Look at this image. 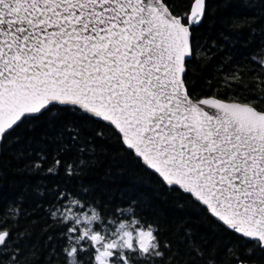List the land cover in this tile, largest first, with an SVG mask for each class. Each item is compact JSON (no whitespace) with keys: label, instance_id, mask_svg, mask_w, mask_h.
<instances>
[{"label":"snow or ice","instance_id":"1","mask_svg":"<svg viewBox=\"0 0 264 264\" xmlns=\"http://www.w3.org/2000/svg\"><path fill=\"white\" fill-rule=\"evenodd\" d=\"M173 7V0H0V149L10 138L19 143L17 130L41 116L52 125L65 111L106 122L168 186L264 249V108L256 106L264 88L259 101L196 98L186 61L206 0H194L188 13ZM64 131L78 139L75 124ZM62 149L50 163L34 152L29 167L53 176L63 167L69 178L78 176L86 161H64ZM54 190L49 215L63 227L65 264H86L82 254L87 264L165 258L158 226L134 209L117 208L109 217L86 197ZM89 205L83 215L72 211ZM9 237L0 230V247Z\"/></svg>","mask_w":264,"mask_h":264},{"label":"trees","instance_id":"2","mask_svg":"<svg viewBox=\"0 0 264 264\" xmlns=\"http://www.w3.org/2000/svg\"><path fill=\"white\" fill-rule=\"evenodd\" d=\"M193 1L173 0L172 11L188 13ZM191 33L194 55L186 63V77L194 96L259 101L264 88V0H206L205 15ZM256 106L264 108V101ZM68 124L79 130L75 141L64 131ZM15 136L19 143L10 138L0 152V230L10 233V242L0 247V264H65L63 227L49 215L54 189L65 188L74 194L72 199L94 201L104 215L134 209L158 226L165 258L157 264H264V249L218 223L189 194L167 187L108 124L65 111L54 125L41 116ZM61 145L67 149H62V160L86 161L78 176L69 178L63 167L55 176L29 167L37 159L34 152L46 153L50 163ZM91 207L81 211L72 206V211L83 215ZM82 259L87 264V254Z\"/></svg>","mask_w":264,"mask_h":264},{"label":"water","instance_id":"3","mask_svg":"<svg viewBox=\"0 0 264 264\" xmlns=\"http://www.w3.org/2000/svg\"><path fill=\"white\" fill-rule=\"evenodd\" d=\"M194 2V1H193ZM190 12V11H189ZM191 59V57L190 58H188L187 59V61H186V63L189 61ZM204 98H207V97H204ZM226 102H229V101H226ZM100 121V120H99ZM104 123H106V122H104ZM107 124V123H106ZM111 127H113V126H111ZM114 128V127H113ZM118 134H119V136L121 137L122 136V134H120L119 132H118V130H115ZM122 139V138H121ZM123 142V141H122ZM123 144L125 145V143L123 142ZM125 147L127 148V146L125 145ZM130 150V149H129ZM130 151H132L133 153H134V151L133 150H130ZM0 152H1V149H0ZM136 156V155H135ZM137 158H139L138 156H136ZM140 160H141V158H139ZM142 161V160H141ZM143 163V162H142ZM143 165H144V163H143ZM145 166V165H144ZM146 167V166H145ZM146 168H148V167H146ZM150 171H152L155 175H157L158 177H159V175L158 174H156L153 170H151L150 168H148ZM161 180H162V178L161 177H159ZM163 181V180H162ZM164 182V181H163ZM164 184L167 186V187H169V188H171L170 186H168L165 182H164ZM176 188H178V187H176ZM193 198V197H192ZM194 199V198H193ZM195 200V199H194ZM209 212V211H208ZM209 214L218 222V223H220L221 225H223L225 228H227V226H225L222 222H220L216 217H214L210 212H209ZM227 229H229V228H227ZM238 234V233H237ZM240 235V234H239ZM242 236V235H241ZM243 237V236H242ZM245 238V237H244ZM245 239H248V238H245ZM248 240H250V239H248ZM238 264H241V263H238ZM243 264H252V263H243Z\"/></svg>","mask_w":264,"mask_h":264}]
</instances>
